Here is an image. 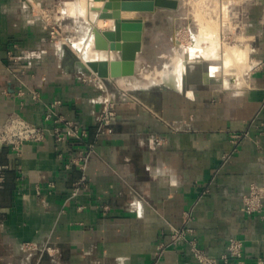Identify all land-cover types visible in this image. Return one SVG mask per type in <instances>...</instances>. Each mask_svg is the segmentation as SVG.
I'll use <instances>...</instances> for the list:
<instances>
[{"label":"crops","instance_id":"0c3cea01","mask_svg":"<svg viewBox=\"0 0 264 264\" xmlns=\"http://www.w3.org/2000/svg\"><path fill=\"white\" fill-rule=\"evenodd\" d=\"M247 13L262 63L241 84L213 80L208 66L194 75L188 60L180 86L146 85L135 70L116 98L114 78L80 68L75 42V52L53 47L32 5L0 0V125L21 116L51 129L53 113L93 144L85 163V144L52 131L19 153L0 143V264H204L192 241L225 264L232 238L244 243L241 264L264 259V195L248 209L251 192L264 193V0ZM106 105L113 131L100 136Z\"/></svg>","mask_w":264,"mask_h":264},{"label":"rangeland","instance_id":"374dc122","mask_svg":"<svg viewBox=\"0 0 264 264\" xmlns=\"http://www.w3.org/2000/svg\"><path fill=\"white\" fill-rule=\"evenodd\" d=\"M17 1L22 5L30 4L32 5V13L35 18L45 25V29L49 33L50 42L53 47H60L66 49L69 53L70 51H76L73 43L81 42L82 49H80L77 54L80 58L78 61H84L87 59L86 51L84 50L85 42L90 36V33L94 30L98 32L100 30L112 29L114 27V20H108L107 23H103L100 20H95L92 22V17L88 15H82L80 13V3L79 0H13ZM144 4L138 1H133V5H143L142 10H134L133 20H141L144 22V31L142 36V50L137 52V58L139 57V64L134 65L133 71L140 72L138 74V79L142 83L151 85H162L158 81L162 74H155L154 70L158 68L160 61L156 60V48L155 43L161 39L163 36L164 47L167 48L168 54L176 47V45H189L193 32L197 31L200 22L196 13L204 14L199 9L201 7L202 11H205V15L209 18L211 14L213 18L223 20L224 12L223 6L224 1L228 0H162V4H154V0H145ZM200 1V2H199ZM203 1V2H202ZM208 1L210 4H208ZM223 1V2H222ZM254 0H230L229 2V20L224 21L221 26L220 38L222 40L223 46L234 45V44H250L253 48L254 36L249 29L248 21V8ZM70 2V3H69ZM144 2V1H143ZM168 2H176V7H173ZM222 2V4H220ZM72 3V4H71ZM203 3V4H202ZM91 4L93 1L91 0ZM90 4V5H91ZM128 4V3H127ZM218 4V5H216ZM196 5V7H194ZM206 5V6H205ZM200 6V7H199ZM66 7V8H65ZM70 7H74L77 11L73 14L69 12ZM103 7V5H102ZM206 7V8H205ZM196 8V11H195ZM199 8V9H198ZM213 8V9H212ZM221 8V9H220ZM66 9V10H64ZM212 10V11H211ZM214 10V11H213ZM217 10V13L215 11ZM210 11V12H209ZM209 13V14H207ZM69 14V15H68ZM196 14V15H195ZM195 15V16H194ZM204 15V16H205ZM135 16V17H134ZM126 19V18H124ZM198 19V20H197ZM210 19V18H209ZM99 21V22H98ZM113 21V22H112ZM100 23V24H98ZM99 30V34L101 33ZM192 31V32H191ZM242 37V38H241ZM241 38V39H240ZM243 39V40H242ZM133 42V41H132ZM184 43V44H183ZM59 49V48H58ZM253 52V53H252ZM250 53L251 61L253 63L252 68L257 65H261V61H256L254 57L255 50L253 49ZM32 53H35L34 51ZM114 54L112 58H120V52H109ZM82 57V58H81ZM166 61V59H165ZM164 61V62H165ZM191 71L194 75L200 70H204L207 66L211 69L212 63L220 66V74L217 73L213 80L223 83L225 75L222 73L221 61H189ZM145 64L143 68L141 65ZM163 64V63H162ZM195 65V66H194ZM138 67V69H137ZM251 68V69H252ZM171 70L170 68L168 71ZM132 71V72H133ZM248 71V72H247ZM242 80L244 81L250 70H247ZM133 72V73H134ZM154 76H148V74H153ZM167 73V72H166ZM215 73V72H214ZM222 73V74H221ZM219 76V77H217ZM133 78V77H132ZM232 76L230 79L232 80ZM113 81V80H112ZM242 81V82H243ZM113 89L108 88L110 95H115L116 98H121L124 94L128 92V84H124L123 76L114 78L112 86ZM109 99V98H108ZM115 108V107H114ZM115 111V109H114Z\"/></svg>","mask_w":264,"mask_h":264},{"label":"bare ground","instance_id":"6f19581e","mask_svg":"<svg viewBox=\"0 0 264 264\" xmlns=\"http://www.w3.org/2000/svg\"><path fill=\"white\" fill-rule=\"evenodd\" d=\"M92 1H93V4H91V0H79V3H80V9L79 10H80V13L82 15H88V16L92 17V21H95V20L97 21V20H100L98 18L100 11L94 10L92 7H102V5H104V1H102V0H92ZM180 1H181V3H183V0H180ZM222 2L220 4H222ZM224 2H225L224 6L222 7L223 12H224L223 20L213 18L211 16L212 13L209 16V18H210L209 19L205 15V11L201 10L202 6L201 7L199 6L200 9L199 8L198 9L201 12H204V14L196 13L197 17L199 19V22H200V26H199L197 31L193 32V36L191 38V41H190V43H188L189 45H187V46L186 45H176V47L174 48V51H171L170 54L165 56L166 61L164 59L165 62L163 61V64H162L163 67L162 68L158 67L154 70L155 74H158V73L162 74L161 78L158 79V81L160 83L162 82V83H165V84L170 85V86H177V85L180 86V71H181V69H183L185 67V63L188 60H198V61H201V60L202 61H208V60L209 61H215V60L219 61L220 60L221 64H222V66H221L222 73H223V75H225V76H223L224 79H222V80H224L223 84L225 86H229L231 82H234L237 85L241 84V82L243 81L242 77H243L244 73L247 70H251V68H252L253 63L250 62L251 61L250 53L253 51V48L251 47L250 44L241 45L239 43L234 44V45L233 44L227 45L225 47L223 46L222 40L220 38V31H221V26L223 25V22L229 20V2H230V0L224 1ZM128 4H133V3L130 1V3H128ZM208 4H210L209 1H208ZM216 5H218V4H216ZM194 7H196V5ZM196 8H195V11H196ZM64 10H66V9H64ZM76 11L77 10L74 7H70V9H69V12H71L72 14ZM111 11L112 10H109V12H111ZM133 13H134V10H131V9L130 10L124 9V11H123V9L121 10V15L123 18H126V20H131L130 18H133L132 17ZM215 13H217V10L215 11ZM207 14H209V13H207ZM215 17H217V16L215 15ZM108 20L110 21V19H101L100 21L101 22L103 21V23H107ZM98 24H100V23H98ZM96 32H97L96 30L92 31L90 33L88 40H87V43L85 42L86 45L84 47V50L86 51V55L88 57L86 60L110 59L111 57H113V55L110 54L109 51H107L105 49H100L99 46L96 45L97 44ZM75 45H76L75 47L77 49L83 50L81 42H75ZM170 66L172 67L171 72L165 73V69H169ZM210 67H212L211 68L212 72L210 71L211 74L210 73L209 74L212 77L215 76L217 73L220 74V71H219L220 66H217V64H215V62H214V64L212 63V66H210ZM207 74H208V72H207ZM148 76H154V73L150 74V75L148 74ZM230 76L233 77L232 80L230 79ZM204 77H205V75H204ZM217 77H219V76H217ZM212 79H214V78H212ZM131 82H132V84L137 85V84H135L134 81H131Z\"/></svg>","mask_w":264,"mask_h":264},{"label":"built area","instance_id":"2783aa9c","mask_svg":"<svg viewBox=\"0 0 264 264\" xmlns=\"http://www.w3.org/2000/svg\"><path fill=\"white\" fill-rule=\"evenodd\" d=\"M56 104V103H55ZM115 116V111L112 105H106L97 118V135H104L113 131L112 122ZM47 119L54 121L53 128H46V126L35 125L21 116H13L7 120L3 125H0V143L6 144L11 147L15 152H20L24 143L41 142L46 139L48 132H53L57 142L63 143L68 138L73 137L88 147V150L82 152L81 159L88 160L90 152L93 150V144L87 142L89 131L81 127L77 122L66 119L62 116H56L53 113L47 114ZM244 135L235 134L234 138L240 140ZM84 167V166H83ZM0 174V178H2ZM264 193L260 190L254 189L250 194L249 210H254L257 205H254L253 199H261ZM191 219V214H186V221L188 223ZM187 230L180 228L176 229L173 235V241L178 238H184ZM193 242L195 254L204 264H218L215 261L208 260L202 251L196 249V245ZM244 249V243L242 240L232 238L230 239L227 250L223 255L225 264H241L242 254ZM255 264H264V259L259 258Z\"/></svg>","mask_w":264,"mask_h":264},{"label":"water","instance_id":"95a60500","mask_svg":"<svg viewBox=\"0 0 264 264\" xmlns=\"http://www.w3.org/2000/svg\"><path fill=\"white\" fill-rule=\"evenodd\" d=\"M103 7H92L100 11L99 19L114 20L112 29L100 30L97 34V46L111 52H120V58L90 59L79 62L80 68L87 73L96 74L102 79L118 78L133 74V67L137 60V52L142 50V36L144 22L141 20H126L121 15L122 9L142 10L143 5L126 4L132 0H102ZM142 2L145 0H133ZM144 1V2H143ZM176 7V2H168ZM154 4H162V0H154ZM109 10H112L109 12ZM99 30L101 33L99 34ZM133 41V42H132ZM133 71V72H132Z\"/></svg>","mask_w":264,"mask_h":264}]
</instances>
